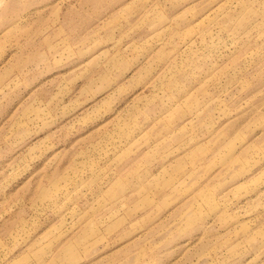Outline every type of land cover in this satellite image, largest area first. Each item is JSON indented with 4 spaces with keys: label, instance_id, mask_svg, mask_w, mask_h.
<instances>
[{
    "label": "rangeland",
    "instance_id": "1",
    "mask_svg": "<svg viewBox=\"0 0 264 264\" xmlns=\"http://www.w3.org/2000/svg\"><path fill=\"white\" fill-rule=\"evenodd\" d=\"M0 264H264V0H0Z\"/></svg>",
    "mask_w": 264,
    "mask_h": 264
}]
</instances>
